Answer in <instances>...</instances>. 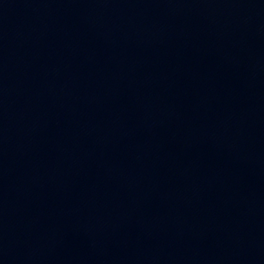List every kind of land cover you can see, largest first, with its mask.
<instances>
[{
    "label": "water",
    "instance_id": "water-1",
    "mask_svg": "<svg viewBox=\"0 0 264 264\" xmlns=\"http://www.w3.org/2000/svg\"><path fill=\"white\" fill-rule=\"evenodd\" d=\"M0 264H264V0H0Z\"/></svg>",
    "mask_w": 264,
    "mask_h": 264
}]
</instances>
